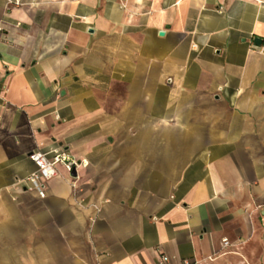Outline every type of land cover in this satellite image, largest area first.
<instances>
[{
	"label": "crops",
	"instance_id": "obj_1",
	"mask_svg": "<svg viewBox=\"0 0 264 264\" xmlns=\"http://www.w3.org/2000/svg\"><path fill=\"white\" fill-rule=\"evenodd\" d=\"M195 262L264 264V0H0V264Z\"/></svg>",
	"mask_w": 264,
	"mask_h": 264
},
{
	"label": "built area",
	"instance_id": "obj_2",
	"mask_svg": "<svg viewBox=\"0 0 264 264\" xmlns=\"http://www.w3.org/2000/svg\"><path fill=\"white\" fill-rule=\"evenodd\" d=\"M29 159L35 165L36 170L26 179V182L29 186L36 189L42 196L44 184L57 176V165H63L68 173H71L73 168L80 165V163H77L75 160L70 158L62 150H53L50 153H43L40 151L32 152L29 155ZM222 244L224 247L229 246V242L227 240H223ZM194 264L201 263L195 262Z\"/></svg>",
	"mask_w": 264,
	"mask_h": 264
},
{
	"label": "water",
	"instance_id": "obj_3",
	"mask_svg": "<svg viewBox=\"0 0 264 264\" xmlns=\"http://www.w3.org/2000/svg\"><path fill=\"white\" fill-rule=\"evenodd\" d=\"M254 44L257 45V46H261L262 44V40L259 39V38H255L254 39ZM70 176L71 178H76V172H75V169L73 168L71 173H70Z\"/></svg>",
	"mask_w": 264,
	"mask_h": 264
}]
</instances>
